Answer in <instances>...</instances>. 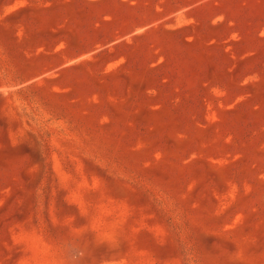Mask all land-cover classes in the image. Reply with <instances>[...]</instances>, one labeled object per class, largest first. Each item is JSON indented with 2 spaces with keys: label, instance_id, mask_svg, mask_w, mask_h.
Wrapping results in <instances>:
<instances>
[{
  "label": "rangeland",
  "instance_id": "1",
  "mask_svg": "<svg viewBox=\"0 0 264 264\" xmlns=\"http://www.w3.org/2000/svg\"><path fill=\"white\" fill-rule=\"evenodd\" d=\"M0 264H264V0H0Z\"/></svg>",
  "mask_w": 264,
  "mask_h": 264
}]
</instances>
